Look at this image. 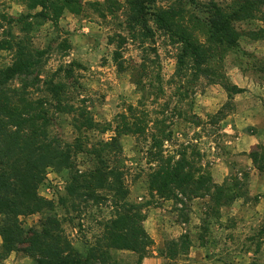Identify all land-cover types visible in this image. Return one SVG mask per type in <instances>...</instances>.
I'll return each instance as SVG.
<instances>
[{"label": "trees", "instance_id": "16d2710c", "mask_svg": "<svg viewBox=\"0 0 264 264\" xmlns=\"http://www.w3.org/2000/svg\"><path fill=\"white\" fill-rule=\"evenodd\" d=\"M20 2L35 12L14 19L22 35L2 30L0 38V51L12 54L10 63L0 67V262L12 252H21L35 264H125L114 258L112 251H127L136 254L134 264H140L152 239L143 227L146 205L128 200L127 170L118 162L122 153L119 138L130 135L138 140L148 124L150 149L156 151H150L149 158L157 164L146 173L150 193L160 198L198 193L215 207L239 196L214 183L207 171L194 168L185 151L176 160L163 159L157 149L171 138L172 131L165 130L163 119L146 120L147 113L139 107L148 87L153 89L156 85L158 92L163 93L160 76L155 73L159 68L158 57L152 47L156 31L176 46L174 77L180 88L189 92L200 78L208 82L221 78L219 71L224 58L238 50L240 35L235 24L253 19L264 0H233L227 5L213 0H172L166 5H156L154 0L86 3L103 19L122 11L126 35L109 38L110 44L117 42L113 62L118 72H130L133 85L141 94L136 106L128 105L116 115L113 125L95 121L85 100L74 101L71 87L65 82L73 76V63L64 68L59 66L44 80L39 78L42 60L50 46L36 49L27 35L34 25L49 23L57 28L64 9L74 15L82 14L83 0ZM27 17L31 20L25 21ZM261 20L264 24V13ZM260 30L264 33V29ZM258 38L264 39V35ZM126 41L139 43L142 49L139 63H124L120 49ZM145 44L150 47H143ZM59 47L65 50L69 45L63 40ZM147 51L153 52L152 57L147 56ZM259 70L264 73V69ZM235 89V93L240 92ZM62 115L69 117L74 135L70 143H62L53 133L54 123ZM91 131L99 134L110 131L111 136L90 144L87 132ZM255 149L250 157L258 171L264 172V147L260 153ZM78 155L87 157L90 165L79 169ZM48 169L67 171L61 205L68 201L73 212H80V207L87 204L111 210L84 255L73 248L62 220L54 213L53 202L38 194ZM38 214L41 219L37 225L28 228L22 225L21 218ZM188 248L189 240L183 235L166 244V256L184 255Z\"/></svg>", "mask_w": 264, "mask_h": 264}, {"label": "rangeland", "instance_id": "374dc122", "mask_svg": "<svg viewBox=\"0 0 264 264\" xmlns=\"http://www.w3.org/2000/svg\"><path fill=\"white\" fill-rule=\"evenodd\" d=\"M95 1L102 0H83V13L79 15L64 9L57 28L49 23L34 25L27 35L36 49L50 46L42 60L39 78L44 80L59 66L73 63V76L65 82L71 87L74 101L85 100L95 121L113 125L116 115L128 105L136 106L141 94L135 89L130 72H118L113 62L117 42L110 44L109 38L126 35L122 11L100 18L86 6ZM213 1L227 5L233 0ZM170 2L154 0L153 3ZM258 8L253 19L235 24L240 35L238 50L224 58L219 71L221 78L214 82L200 78L189 92H184L174 77L176 46L166 35L155 32L152 47L159 63L155 73L160 76L163 93L158 92L156 85L153 89L148 87L139 109L147 113L146 120L163 119L165 130L172 131L171 138L163 141L157 152L160 151L163 159L176 160L185 151L194 168L207 171L214 183L239 196L215 207L198 193L186 197L176 193L175 198H160L150 193L146 173L157 165L149 158L150 151L156 152L150 149V124L138 140L130 135L121 136L122 153L118 162L127 170L128 200L146 205L143 227L152 239L140 264H264V172L258 171L250 157L254 147L258 153L264 147V73L259 70L264 69V39L258 38L264 35L260 33L264 29L261 20L264 5ZM34 12L20 0H0V38L2 30L22 35L14 19ZM253 33H258V37ZM63 40L67 41L68 49L59 47ZM126 42L120 49L124 63H139L142 55L139 43ZM152 55L153 52L147 51L148 57ZM11 56V52L0 51V67L9 64ZM235 87L240 92L235 93ZM191 116L195 119H190ZM53 133L62 143L72 141L74 135L68 116L58 117ZM110 136V131L87 132L90 144ZM248 136L255 138L253 144L249 145ZM77 164L81 170L90 165L84 155H78ZM67 175L64 170L48 169L38 194L53 202L54 213L62 220L73 248L84 255L111 210L87 204L80 207V212H73L68 201L61 205ZM40 219L39 214L21 218L25 228L37 225ZM183 235L189 240L187 253L173 258L166 256V244ZM112 255L125 264H134L137 259L136 254L127 251H112ZM0 264L35 262L28 255L12 252Z\"/></svg>", "mask_w": 264, "mask_h": 264}, {"label": "crops", "instance_id": "0c3cea01", "mask_svg": "<svg viewBox=\"0 0 264 264\" xmlns=\"http://www.w3.org/2000/svg\"><path fill=\"white\" fill-rule=\"evenodd\" d=\"M247 139H248L249 145L255 142V138H252L251 136H248Z\"/></svg>", "mask_w": 264, "mask_h": 264}]
</instances>
